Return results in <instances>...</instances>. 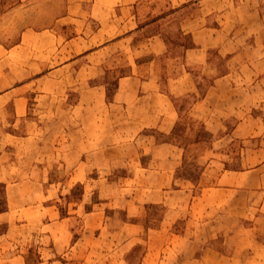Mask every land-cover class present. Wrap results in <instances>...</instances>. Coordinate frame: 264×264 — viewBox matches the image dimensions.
I'll return each instance as SVG.
<instances>
[{"label":"crops","instance_id":"crops-1","mask_svg":"<svg viewBox=\"0 0 264 264\" xmlns=\"http://www.w3.org/2000/svg\"><path fill=\"white\" fill-rule=\"evenodd\" d=\"M0 264H264V0H0Z\"/></svg>","mask_w":264,"mask_h":264}]
</instances>
